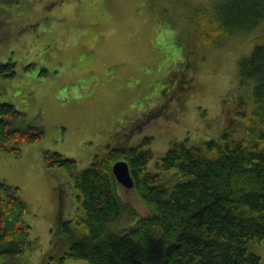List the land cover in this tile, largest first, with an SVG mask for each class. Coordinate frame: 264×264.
<instances>
[{
	"label": "rangeland",
	"instance_id": "obj_1",
	"mask_svg": "<svg viewBox=\"0 0 264 264\" xmlns=\"http://www.w3.org/2000/svg\"><path fill=\"white\" fill-rule=\"evenodd\" d=\"M211 2L0 0V62L11 60L15 71L0 77V101L22 113V124L44 130L37 141L22 144L18 156L0 151V179L17 187L28 205L33 249L22 263L61 255L82 231L75 222L63 223L75 211L72 181L45 164V150L74 159L79 171L108 146L141 145L153 152L148 168L155 170V160L174 141L193 145L224 129L245 136L251 120L264 130L253 113L251 87L238 73L240 58L264 42V27L225 37L217 48H199L196 16ZM178 75H184L182 88L167 98ZM161 176L168 184L174 180L169 172ZM119 187L143 213L136 195ZM247 247L264 261V240Z\"/></svg>",
	"mask_w": 264,
	"mask_h": 264
},
{
	"label": "trees",
	"instance_id": "obj_2",
	"mask_svg": "<svg viewBox=\"0 0 264 264\" xmlns=\"http://www.w3.org/2000/svg\"><path fill=\"white\" fill-rule=\"evenodd\" d=\"M262 27L264 0H212L196 16L193 42L209 50L234 33ZM238 73L250 85L253 113L263 122L264 42L240 58ZM14 74V62H0V77ZM177 77L167 98L182 88L184 75ZM21 116L13 104L0 101V151L18 156L22 144L44 134L40 126L22 124ZM250 123L245 136L224 129L218 138L193 145L174 141L155 160V170L148 168L153 152L141 145L108 146L79 171L74 159L45 150V164L58 166L72 181L75 211L63 223L75 222L82 231L61 255L45 257L41 264L68 259L89 264H264L247 247L264 240V130L254 120ZM120 159L133 178L132 187L125 189L136 195L143 213L120 193L122 185L112 172ZM163 172L174 175L171 184ZM27 212L17 187L0 179V264H24L22 257L33 249Z\"/></svg>",
	"mask_w": 264,
	"mask_h": 264
},
{
	"label": "water",
	"instance_id": "obj_3",
	"mask_svg": "<svg viewBox=\"0 0 264 264\" xmlns=\"http://www.w3.org/2000/svg\"><path fill=\"white\" fill-rule=\"evenodd\" d=\"M112 172L115 179L124 187L130 188L133 185V178L130 174L128 164L125 160H117L112 165Z\"/></svg>",
	"mask_w": 264,
	"mask_h": 264
}]
</instances>
